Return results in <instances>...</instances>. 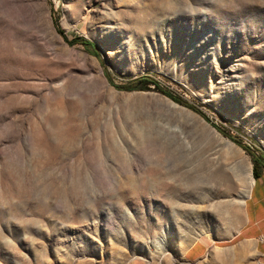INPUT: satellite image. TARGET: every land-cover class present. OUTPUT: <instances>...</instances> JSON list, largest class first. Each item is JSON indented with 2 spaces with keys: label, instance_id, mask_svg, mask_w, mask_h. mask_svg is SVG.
I'll list each match as a JSON object with an SVG mask.
<instances>
[{
  "label": "rangeland",
  "instance_id": "obj_1",
  "mask_svg": "<svg viewBox=\"0 0 264 264\" xmlns=\"http://www.w3.org/2000/svg\"><path fill=\"white\" fill-rule=\"evenodd\" d=\"M247 148L264 0H0V264H264Z\"/></svg>",
  "mask_w": 264,
  "mask_h": 264
},
{
  "label": "crops",
  "instance_id": "obj_2",
  "mask_svg": "<svg viewBox=\"0 0 264 264\" xmlns=\"http://www.w3.org/2000/svg\"><path fill=\"white\" fill-rule=\"evenodd\" d=\"M250 197L246 201L244 223L239 231L245 240H252L257 246L264 262V163L260 165L258 179H255ZM261 188V192L257 189ZM251 203V209L249 207ZM244 233H246L244 235ZM200 246V248H197ZM197 249V252H194ZM208 245L205 242H195L187 250L186 256L190 259H199L207 253Z\"/></svg>",
  "mask_w": 264,
  "mask_h": 264
},
{
  "label": "trees",
  "instance_id": "obj_3",
  "mask_svg": "<svg viewBox=\"0 0 264 264\" xmlns=\"http://www.w3.org/2000/svg\"><path fill=\"white\" fill-rule=\"evenodd\" d=\"M88 44H93V43L88 42ZM149 83L155 84L158 89H160L164 94L168 95L169 97H172L174 100L178 102H182V100L178 98L177 96H175L172 92H170L167 89H163L160 83L157 80L151 78L149 75L141 76V78L138 80L137 85H127V86L118 85L117 87L124 88V89H133V87L136 86V87H139L140 89H145L146 87H148L147 85ZM247 149L253 155L254 175H255V178H257L259 176L260 165L262 164V161H261L262 156H258L256 153L252 152L250 148H247Z\"/></svg>",
  "mask_w": 264,
  "mask_h": 264
},
{
  "label": "bare ground",
  "instance_id": "obj_4",
  "mask_svg": "<svg viewBox=\"0 0 264 264\" xmlns=\"http://www.w3.org/2000/svg\"><path fill=\"white\" fill-rule=\"evenodd\" d=\"M224 175V174H223ZM248 182H249V195L251 194V191H252V188L253 186L255 185V178H254V175L252 172H249V179H248ZM245 203V201H244ZM222 205H226L228 207V203H225V202H221ZM229 212V211H228ZM240 230V229H239ZM238 230V231H239ZM253 247V244L251 241H247V242H243L241 243L238 247L234 248V250H232L231 252L234 253V254H243V253H246L250 248Z\"/></svg>",
  "mask_w": 264,
  "mask_h": 264
}]
</instances>
